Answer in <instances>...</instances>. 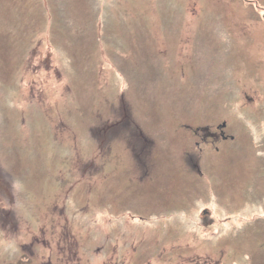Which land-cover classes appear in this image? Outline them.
<instances>
[{
  "label": "rangeland",
  "instance_id": "374dc122",
  "mask_svg": "<svg viewBox=\"0 0 264 264\" xmlns=\"http://www.w3.org/2000/svg\"><path fill=\"white\" fill-rule=\"evenodd\" d=\"M0 264H264V0H0Z\"/></svg>",
  "mask_w": 264,
  "mask_h": 264
},
{
  "label": "flooded vegetation",
  "instance_id": "af4514ba",
  "mask_svg": "<svg viewBox=\"0 0 264 264\" xmlns=\"http://www.w3.org/2000/svg\"><path fill=\"white\" fill-rule=\"evenodd\" d=\"M210 135L212 136V137H210V139H211L212 141H214V140H215L214 138H218V136H219V132H215V131H213V132L210 133Z\"/></svg>",
  "mask_w": 264,
  "mask_h": 264
}]
</instances>
